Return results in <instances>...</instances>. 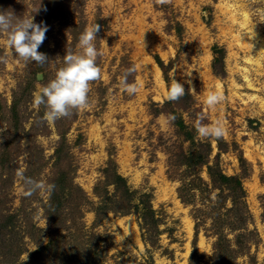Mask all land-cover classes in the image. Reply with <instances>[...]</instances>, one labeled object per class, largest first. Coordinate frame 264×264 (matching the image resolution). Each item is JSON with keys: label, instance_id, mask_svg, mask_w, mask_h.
I'll return each mask as SVG.
<instances>
[{"label": "rangeland", "instance_id": "obj_1", "mask_svg": "<svg viewBox=\"0 0 264 264\" xmlns=\"http://www.w3.org/2000/svg\"><path fill=\"white\" fill-rule=\"evenodd\" d=\"M0 10L47 26L38 51L49 59L25 64L0 33V264H264V54L245 46L264 44V0H0ZM96 24L90 107L44 121L33 93ZM133 65L139 91L128 94L119 78ZM172 80L185 88L175 101ZM209 91L224 96L215 108ZM200 115L225 135L200 138ZM20 170L45 187L25 195Z\"/></svg>", "mask_w": 264, "mask_h": 264}, {"label": "clouds", "instance_id": "obj_2", "mask_svg": "<svg viewBox=\"0 0 264 264\" xmlns=\"http://www.w3.org/2000/svg\"><path fill=\"white\" fill-rule=\"evenodd\" d=\"M47 26L43 23L34 22V16L17 17L12 12L0 10V33L6 34V45L12 50V55L18 57L25 64L35 62L44 65L48 57L38 51L46 38ZM99 25H92L81 33L78 39L77 51H66L61 59L62 66L56 71L54 78L46 84H42L33 93V104L36 107L43 105L45 112L42 119L48 123L67 117L72 110H82L90 107L89 92L91 82L97 80L101 75V68L97 64L99 55L95 41ZM106 43V42H105ZM136 71V66L124 70L119 78L120 85L128 94H136L139 91L137 83H129L128 77ZM38 80H43V74H38ZM186 83H190L186 81ZM195 93L194 89H189ZM185 95L184 85L172 80L168 99L178 100ZM224 96L219 91H209L204 98V103L209 108H215L221 104ZM167 120L172 121L174 116L169 115ZM204 117L200 115L194 123L197 135L200 138L219 139L225 135V127L220 120L211 124L203 123ZM18 178L22 181L25 195L44 188L45 185L26 177L22 170L17 172ZM55 186L47 185V191L51 192Z\"/></svg>", "mask_w": 264, "mask_h": 264}, {"label": "bare ground", "instance_id": "obj_3", "mask_svg": "<svg viewBox=\"0 0 264 264\" xmlns=\"http://www.w3.org/2000/svg\"><path fill=\"white\" fill-rule=\"evenodd\" d=\"M228 10H229V13H231L232 14V12L233 11H231V9H232V7L231 6H228V8H227ZM242 18H243V20L239 23V24H241L242 26H246L247 24H248V14H246V13H242ZM231 19L234 21V22H237V19L235 18V15H231ZM250 35L252 34V32H250L249 33ZM252 37V36H251ZM238 39V38H237ZM239 40V39H238ZM252 42V41H251ZM257 42V41H256ZM245 46L247 47V48H250V49H253L254 48V50L256 51V54L258 55L257 57H259V56H261L262 54H264V44L263 43H255V44H252V43H246L245 44ZM243 48V47H242ZM254 51V52H255ZM247 61L248 62H251L252 60H250V59H247ZM253 63H255V65L257 66H260L261 64H258V63H260L259 62V59L257 58L256 60H253ZM159 71L158 70H156V74H157V79H158V81L161 83V79L159 78L160 76H159ZM156 79V80H157Z\"/></svg>", "mask_w": 264, "mask_h": 264}, {"label": "trees", "instance_id": "obj_4", "mask_svg": "<svg viewBox=\"0 0 264 264\" xmlns=\"http://www.w3.org/2000/svg\"><path fill=\"white\" fill-rule=\"evenodd\" d=\"M117 180H118V182H121V181H123V178L121 176H117Z\"/></svg>", "mask_w": 264, "mask_h": 264}]
</instances>
